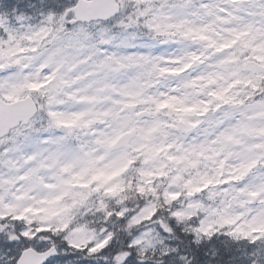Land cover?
<instances>
[{"label": "snow or ice", "instance_id": "6c2138e0", "mask_svg": "<svg viewBox=\"0 0 264 264\" xmlns=\"http://www.w3.org/2000/svg\"><path fill=\"white\" fill-rule=\"evenodd\" d=\"M0 264H264V0H0Z\"/></svg>", "mask_w": 264, "mask_h": 264}]
</instances>
